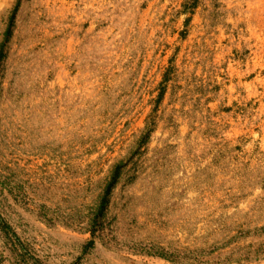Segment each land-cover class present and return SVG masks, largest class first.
Returning a JSON list of instances; mask_svg holds the SVG:
<instances>
[{
	"label": "rangeland",
	"instance_id": "rangeland-1",
	"mask_svg": "<svg viewBox=\"0 0 264 264\" xmlns=\"http://www.w3.org/2000/svg\"><path fill=\"white\" fill-rule=\"evenodd\" d=\"M198 258L264 264V0H0V264Z\"/></svg>",
	"mask_w": 264,
	"mask_h": 264
},
{
	"label": "trees",
	"instance_id": "trees-1",
	"mask_svg": "<svg viewBox=\"0 0 264 264\" xmlns=\"http://www.w3.org/2000/svg\"><path fill=\"white\" fill-rule=\"evenodd\" d=\"M120 166H118L117 168H119ZM116 184V177L114 176L112 178V180L109 182L107 188H106V191H105V194L102 198V201H101V205H100V209L98 211V215H101V213L103 212V209L104 207L106 206L107 204V198H108V195L110 194L111 190H112V187ZM4 226H2V228L6 231H8V225L6 223H3ZM158 256L162 257V258H165V259H168V260H172V259H169L166 255H163V254H158ZM194 262L196 263H191V264H207L205 263L204 261H201L200 258L198 259H194Z\"/></svg>",
	"mask_w": 264,
	"mask_h": 264
}]
</instances>
